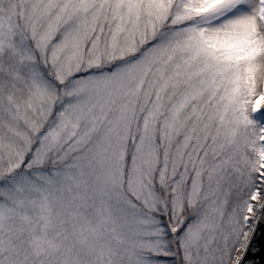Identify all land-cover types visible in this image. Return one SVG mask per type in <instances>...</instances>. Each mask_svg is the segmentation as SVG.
Returning a JSON list of instances; mask_svg holds the SVG:
<instances>
[{"label": "snow or ice", "instance_id": "obj_1", "mask_svg": "<svg viewBox=\"0 0 264 264\" xmlns=\"http://www.w3.org/2000/svg\"><path fill=\"white\" fill-rule=\"evenodd\" d=\"M264 0H0V264H256Z\"/></svg>", "mask_w": 264, "mask_h": 264}, {"label": "water", "instance_id": "obj_2", "mask_svg": "<svg viewBox=\"0 0 264 264\" xmlns=\"http://www.w3.org/2000/svg\"><path fill=\"white\" fill-rule=\"evenodd\" d=\"M253 243L255 251L250 252L247 259L255 261L256 264H264V238L258 234Z\"/></svg>", "mask_w": 264, "mask_h": 264}, {"label": "rangeland", "instance_id": "obj_3", "mask_svg": "<svg viewBox=\"0 0 264 264\" xmlns=\"http://www.w3.org/2000/svg\"><path fill=\"white\" fill-rule=\"evenodd\" d=\"M262 107H264V102H262Z\"/></svg>", "mask_w": 264, "mask_h": 264}]
</instances>
